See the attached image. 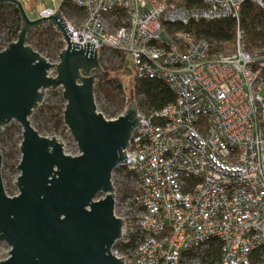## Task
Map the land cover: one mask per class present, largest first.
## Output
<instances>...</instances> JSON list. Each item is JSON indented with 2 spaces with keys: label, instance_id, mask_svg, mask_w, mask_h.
I'll list each match as a JSON object with an SVG mask.
<instances>
[{
  "label": "built area",
  "instance_id": "built-area-1",
  "mask_svg": "<svg viewBox=\"0 0 264 264\" xmlns=\"http://www.w3.org/2000/svg\"><path fill=\"white\" fill-rule=\"evenodd\" d=\"M244 3L264 13V0H70L82 17L66 21L72 42L99 59L125 53L137 83L158 79L175 94L162 110L137 107L126 162L112 171L123 225L110 253L122 264H251L264 245V46L252 54L243 43ZM230 18L235 40L220 53L166 25ZM212 241L220 254L209 263Z\"/></svg>",
  "mask_w": 264,
  "mask_h": 264
},
{
  "label": "water",
  "instance_id": "water-1",
  "mask_svg": "<svg viewBox=\"0 0 264 264\" xmlns=\"http://www.w3.org/2000/svg\"><path fill=\"white\" fill-rule=\"evenodd\" d=\"M3 4L17 9L21 26L16 40L0 52V134L16 121L22 138L18 195L8 197L3 189L0 155V242L11 248L0 264H122L123 258L110 253L123 225L113 215L111 178L126 162L123 150L141 120L131 90L125 114L106 120L95 104V82L105 73L94 45L72 42L59 10L30 19L20 0H0ZM44 25L66 45L55 63L26 42L30 31ZM58 88L65 100L64 126L79 152L74 157L29 121L45 93Z\"/></svg>",
  "mask_w": 264,
  "mask_h": 264
},
{
  "label": "trees",
  "instance_id": "trees-1",
  "mask_svg": "<svg viewBox=\"0 0 264 264\" xmlns=\"http://www.w3.org/2000/svg\"><path fill=\"white\" fill-rule=\"evenodd\" d=\"M70 0H63L59 5V11L61 13L64 10H71L76 8L71 6ZM77 9V8H76ZM69 10V12H70ZM78 10V9H77ZM240 30L243 32V43L246 49L250 53L258 52L264 46V13L258 9L253 3H244L240 8ZM169 28L187 31L193 34L196 38L205 39L210 45H212V51L215 53L224 52L230 48L233 44L236 36V21L232 18L230 19H219V20H196L190 21L188 24L182 25L179 23L166 24ZM21 19L19 18L17 9L10 4H3L0 6V51L10 42L15 41L17 34L20 30ZM53 32L51 26L44 25L37 30L30 31L27 35L28 44L35 49L36 52H40L42 48L39 44L48 43L49 38ZM62 42L54 49L56 56L62 52ZM102 52H106V49H101ZM112 53L116 58H119V66H111L110 68H105L106 77L105 79H99L95 83L94 94L99 89L102 90L103 94L108 98L111 105L114 106V111L111 116H115L126 107L125 105V94L123 96L124 88L121 83V75L126 74L129 76L133 71L131 70L130 61L125 53L121 51L113 50ZM47 59L51 60V55L45 56ZM101 62V59H99ZM135 79V78H134ZM134 82H136L134 80ZM134 90L136 95H140L142 98L136 103L137 107L141 110H162L166 105L170 104L175 100V94L172 92L166 83L161 80L154 79H144L140 82L134 83ZM65 101H62V105L49 106L42 103L39 106L40 111H46L50 114V120H53L56 129L63 128ZM12 126L6 127L5 130L1 132L0 137L8 136L11 132ZM21 140V139H20ZM206 252L203 255L205 258L203 260L218 261L220 254L219 244L212 241L206 248ZM196 252L184 253L183 258L188 261L194 258ZM251 264H264V245L255 248L251 253ZM183 262V261H182ZM181 262V263H182Z\"/></svg>",
  "mask_w": 264,
  "mask_h": 264
},
{
  "label": "rangeland",
  "instance_id": "rangeland-1",
  "mask_svg": "<svg viewBox=\"0 0 264 264\" xmlns=\"http://www.w3.org/2000/svg\"><path fill=\"white\" fill-rule=\"evenodd\" d=\"M23 8L27 12L29 18L35 17L32 19H38V16L41 12H46L49 9L55 11L59 10V5L63 0H20ZM72 6V5H71ZM46 10V11H45ZM70 10V9H69ZM69 10H64L62 12V16L66 19L67 23L69 22L71 25H78L80 19L82 18L76 8ZM53 32L51 37L48 40V43L39 44L42 48L41 55H51L53 61L58 60L54 49L58 46L59 43L62 42V49L65 48V43L62 40V36L51 26ZM1 37V35H0ZM27 42V40H26ZM28 44V42H27ZM233 44L230 46L228 50L232 48ZM39 49V48H38ZM36 49V51L38 50ZM35 50V49H33ZM106 54L101 59V68L103 72H106L105 68H110L111 66H119L120 60L116 58L112 51L106 49ZM40 53V52H39ZM46 58V57H45ZM129 59V58H128ZM130 65V64H129ZM51 74H54V71H51ZM134 74L131 73L129 76L126 74L121 75V83L124 88L123 96L125 94V105L126 110L129 108L131 101H130V90L132 94V101L135 103L139 99V96L136 95L134 90V83H136V79H134ZM105 79V78H103ZM99 80V79H97ZM134 80L136 82H134ZM97 82V81H96ZM95 82V83H96ZM97 91L95 92V104L97 106V111H101L102 114L107 117L108 120L114 118L111 116V113L114 111V106L111 105L110 101L106 96L103 94L102 90L97 87ZM62 89H52L45 93L43 103L49 106L53 105H62V101L64 102L63 98L61 97ZM261 95L264 97V89L261 91ZM137 106V105H136ZM51 116L46 111H40L39 107L33 111L29 121L31 122L32 127L43 137L48 138H56L63 144V153L70 155V156H77L78 149L75 141H73L72 136L70 135L69 131L67 130L66 126L65 129L58 128L56 129L53 123V120H50ZM12 126L11 132H9L8 136L0 137V155L2 156V163H1V178L3 189L6 192L8 197H12L18 195V189L15 186V182L17 177L19 176V172L17 171V165L21 160V155L19 152L20 146V139L22 138L21 126L16 121H11L6 127ZM3 130H5V128ZM1 135V134H0ZM10 247L5 242H0V261H3L7 258L8 252L10 251ZM5 253V254H3ZM3 254V255H2Z\"/></svg>",
  "mask_w": 264,
  "mask_h": 264
},
{
  "label": "crops",
  "instance_id": "crops-1",
  "mask_svg": "<svg viewBox=\"0 0 264 264\" xmlns=\"http://www.w3.org/2000/svg\"><path fill=\"white\" fill-rule=\"evenodd\" d=\"M32 18H35V17H31L30 19H32Z\"/></svg>",
  "mask_w": 264,
  "mask_h": 264
},
{
  "label": "bare ground",
  "instance_id": "bare-ground-1",
  "mask_svg": "<svg viewBox=\"0 0 264 264\" xmlns=\"http://www.w3.org/2000/svg\"><path fill=\"white\" fill-rule=\"evenodd\" d=\"M47 14H49V13H46L45 15H47Z\"/></svg>",
  "mask_w": 264,
  "mask_h": 264
}]
</instances>
